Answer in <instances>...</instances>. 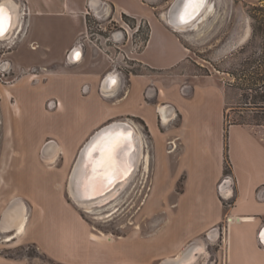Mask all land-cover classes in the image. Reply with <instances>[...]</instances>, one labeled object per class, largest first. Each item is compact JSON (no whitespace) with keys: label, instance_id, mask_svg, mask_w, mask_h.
<instances>
[{"label":"crops","instance_id":"1","mask_svg":"<svg viewBox=\"0 0 264 264\" xmlns=\"http://www.w3.org/2000/svg\"><path fill=\"white\" fill-rule=\"evenodd\" d=\"M12 1L20 15L15 33L7 38L15 41L14 45L8 46L7 52L8 69L14 73L9 82L13 104L21 110L22 99L27 101L28 94L46 88L48 91L41 97V104L46 105L47 100L56 97L60 110L65 112L68 129L62 127L57 134L46 131L38 141L41 144L49 138L56 141V164H42L35 160L34 150V161L21 166L22 174L20 168L14 167L17 175L13 178L16 176L18 179V174L24 175L22 179L30 185V190L36 188L28 198L41 201V207L29 210L25 231L10 240L9 246L34 244L53 261L47 264H160L162 259L176 256L186 244L214 227L227 214L232 221L228 220L218 228L217 239L203 242L207 256L202 264H264V242L259 234L264 219L257 223L258 215L237 207L244 190L242 182L233 173L236 163L233 156H229V132L236 130L240 136L248 137L256 156L263 160L264 143L248 125L235 123L228 126L226 156L231 178L226 181L229 184L234 182V196L232 202L225 206L217 188L225 161L222 132L224 95L221 88L197 80L188 85L190 91L187 94L166 92L156 84L160 80L147 73L130 72L127 85L118 94L103 96L100 93L102 79L115 62L101 48L86 43L87 10L104 15L114 11L115 15L126 14L148 21V37L140 51H136L135 59L151 70L169 69L186 58L187 48L174 33L176 30L163 18L146 13L142 0ZM92 6L98 8V12ZM77 40L83 43V54L77 62L69 64L66 56ZM237 43H233L228 51ZM115 66L123 72L122 68ZM150 83L152 93L148 92L150 96L146 101L143 92ZM161 95L180 114V122L173 128L170 125L173 118L164 121L157 110L156 98ZM199 98L219 105L218 125L212 134L204 135L203 131L195 130L199 126L196 121ZM77 104L83 107H77ZM125 116L140 117L148 128L149 136L158 137L165 132L179 139L181 144L175 168L170 155L168 160L161 161L160 151L154 145L152 185L156 182L167 185L162 194L169 199L174 197L175 209L167 211L162 225L148 234L135 230L121 235L102 233L81 216L74 203L65 200L64 193H47L40 188L50 183L55 184L57 190L66 186L76 156L89 136L103 124ZM160 126H166L168 131L163 132ZM139 138L142 140L141 136ZM167 169L168 175L164 171ZM180 180L182 186L176 192ZM263 183L256 181L251 184L252 188H248L247 193L254 195L255 189ZM193 186L196 187L195 193ZM237 217L241 220H235ZM235 222L238 223L236 226ZM106 235L111 239L108 240ZM211 245H216V251L209 256L208 246ZM0 264L28 263L0 254Z\"/></svg>","mask_w":264,"mask_h":264},{"label":"rangeland","instance_id":"2","mask_svg":"<svg viewBox=\"0 0 264 264\" xmlns=\"http://www.w3.org/2000/svg\"><path fill=\"white\" fill-rule=\"evenodd\" d=\"M142 1L145 4L146 13L153 17L163 18L164 13L168 11L169 5L174 0ZM210 13L209 16L206 15L207 18L204 17L206 20L199 27L174 31L187 48V56L183 61L169 69L151 70L135 59L136 51H140L144 46L149 33V23L144 19H132L119 13L115 15L114 11L104 15L89 10L85 13L88 26L85 39L88 45H95L111 55L115 64L122 68L126 83L127 76L131 72L133 74L147 73L160 80L156 84L161 91L166 92L181 93L183 86L192 84L197 80L210 83V85H218L222 90V96L224 95L222 100V132L226 153L227 129L230 124L237 123L250 126L264 143V0H214ZM251 14H256L261 20L259 22L252 21ZM136 28L137 31L135 32ZM117 30H122L125 37L115 42L109 36L111 32ZM239 40L242 43L238 44ZM233 43L238 45L228 51ZM14 44L15 41L11 38L0 40V222L8 205L15 199L21 201L27 209L24 230L13 238L25 231L29 210L41 207V201L28 198V194L36 188L30 190V185H27L22 179L24 175H21L23 172L21 166L33 163L34 150L37 155L35 160L42 164H56L58 162L56 159L58 147L50 156H40V149L44 142L41 144L38 141L43 136L42 133L46 131L57 134V131L61 132L62 127L68 129L65 112L60 110L61 105L58 109L47 110L46 105L41 104V97L46 92V88H40L28 94V102L21 100L22 114H20L19 106L13 104L14 101L9 93V82L14 73L8 69V63H2L8 62V46ZM120 44H124V46L121 47ZM149 87H152L151 83L144 88L143 92L146 101L149 99L146 96ZM52 99L58 102L56 97H52ZM164 99L165 96L161 95L159 99L156 98V103L158 109L159 106L165 108V116L163 117L161 112L157 110L162 116V120L168 121L173 118L170 122L172 126L170 127L173 128L179 124L180 114L174 110L170 102ZM47 102L48 100L45 103ZM59 103L61 102L59 101ZM198 105H196L197 115H195L199 126L195 130L203 131L204 135L212 134L218 125L219 105L215 101L210 102L205 98H201ZM76 106L83 107L80 104ZM117 120L128 121L136 127L137 131H140L141 141L144 144V146L142 145V153L147 155L148 168L144 169V158L140 159L130 181L115 198L104 205L93 206L90 210H85L77 205L75 208L80 211L84 219L102 233L121 235L135 230L141 234H148L162 225L167 211L175 209L174 197L169 199L162 194L167 185L158 182L152 185L154 145L160 151L161 161L168 160L170 155L171 163L175 168L178 154L181 151V144L179 139L166 135L164 132L168 131L166 126H160L163 134L152 137L148 135L145 127L132 116L117 118ZM229 140V156L232 155L236 163L233 173L242 182L244 190L242 200L239 201L237 207L258 215L257 223H259L260 220L264 219V212H262L264 211V200L258 198L257 190L261 187L264 188V183L258 185L254 195H249L247 191L248 188H252L251 184L254 185L256 181H264V160L256 156L255 148L249 138L240 136L236 130L229 132ZM224 165L229 172V162H225ZM16 166L17 170L19 168L21 170V174L17 176L19 180L15 179L16 176L13 178L14 175H17L14 174V167ZM164 171L167 175L169 174V169ZM229 176L230 174L223 173L217 184L218 195L225 206L232 202L234 196V182L229 184L226 181ZM177 185L176 192L182 186L181 180ZM40 188L47 193H64L65 200L73 203L68 196L67 184L59 187V190L52 183ZM195 188L193 186L194 193ZM194 193L192 194L194 195ZM228 212L229 209H227ZM228 220L227 214H225L214 227H223L224 224L228 223ZM234 224L236 226L238 223L235 222ZM207 232L200 234L195 239H200L202 242H213L217 239L218 232L216 236L210 237H207ZM12 233L13 230L6 234L4 240ZM256 237V241H258V233H256ZM2 238L3 234L0 232V253L25 261L28 264L48 263L46 257L34 244L28 243L11 247L9 242L3 241ZM214 251H216V245H211L209 256ZM205 256H207V251L202 246V252L195 254L194 261L190 264H202ZM47 258L49 257L47 256Z\"/></svg>","mask_w":264,"mask_h":264},{"label":"water","instance_id":"3","mask_svg":"<svg viewBox=\"0 0 264 264\" xmlns=\"http://www.w3.org/2000/svg\"><path fill=\"white\" fill-rule=\"evenodd\" d=\"M209 1L214 4V0H191V3H188L187 0H174L168 7V20L173 25H183L186 28L185 30L195 29L194 27H199L211 14L209 12L206 18L203 17V10L207 7ZM185 13L184 20H181L182 14ZM7 32L8 29L3 36ZM122 38L123 36L120 35L111 39L116 42ZM82 54L83 43L77 40L68 52L66 62L69 64L75 63L82 57ZM125 85V74L114 65L102 79L100 93L103 96H114ZM189 90V86L185 85L181 92L187 94ZM148 92L152 93V90H147V97L150 96ZM49 107L52 108L54 105ZM135 131H137L136 127L134 129L126 121L112 120L97 128L84 142L76 156L67 182V186H70L74 197L70 193H68V196L75 205L74 200L88 203L105 197L117 184L124 180L125 173L129 174L135 166L138 167L140 161L138 160L137 162V158L142 153V145H140V134L133 138ZM121 132H124L126 139H120L122 136ZM113 137L119 138L121 142L114 149L115 157H113V160H110L111 156L105 159L101 151L103 143L113 139ZM57 147L55 140H46L40 149V156H50L57 150ZM133 151L136 152V159L132 161V158L129 159V155ZM106 166L108 167L106 168ZM257 196L260 200H264V188L261 187L257 190ZM217 232L218 227H212L208 230L207 237L216 236ZM199 245L203 246L202 240L194 239L186 244L176 256L164 258L160 261V264H178Z\"/></svg>","mask_w":264,"mask_h":264},{"label":"bare ground","instance_id":"4","mask_svg":"<svg viewBox=\"0 0 264 264\" xmlns=\"http://www.w3.org/2000/svg\"><path fill=\"white\" fill-rule=\"evenodd\" d=\"M0 4H2L5 8L8 14L11 15V24L8 27V32L5 36H0V40L1 39H5L8 38L10 36H12L15 33V29L16 27H18L19 25V20H20V15H19V11H18V7L14 4V2L12 0H2L0 1ZM94 11H97V9H94V6H92ZM212 10V3L211 1H209L207 3V7H205V9L203 10V17H206V15ZM167 13L168 11H166L164 13L163 18L165 19V21L170 24L176 31H180L185 29V27L183 25H173L169 22L168 17H167ZM58 106V105H57ZM161 114L163 115V117L165 116V108L159 106L158 109ZM169 111V110H168ZM165 119V118H164ZM130 124V123H128ZM134 129L135 127L133 126V124H130ZM122 136L120 137V139L122 140V138L126 139V136L124 134V132H121ZM138 135L137 131H135L134 137ZM121 142L119 140V138H114L104 142L103 143V147L101 149L102 151V156H105V159L108 158L109 156H111L110 160H113V157H115L114 155V149L115 147L118 145V143ZM140 145H142V141L140 139ZM127 153V152H126ZM128 155V154H127ZM132 158V161L136 159V152L133 151L130 155H129V159ZM143 159V167L144 169L148 168L147 167V155L141 153V155L137 158V162L138 160L140 161V159ZM108 166H106L107 168ZM136 166L132 169V171L128 174L125 173V178L122 182H120L119 184H117V186L110 192L108 193L105 197L100 198L96 201L93 202H76V200H74V202L76 203L77 206L85 209V210H90L93 206H101L106 204L107 202L111 201L113 198H115L119 192L128 184V182L130 181V178L132 177V175L134 174V172L136 171ZM127 175V177H126ZM69 193L71 194L72 197V191L70 186L68 187ZM26 213H27V209L26 206L21 203V201L15 199L11 202L10 205H8L7 209L4 212V216L3 219L0 222V228L2 230V232H7L9 230H13V233L11 235H8L6 240H10L12 239L16 234L22 232L24 230L25 224H26ZM237 220H241L240 218H236ZM229 220L232 221V218L229 217ZM260 239L264 242V226L263 228L260 229ZM106 238L108 240L111 239V237H109L108 235H106ZM202 252V245H199L198 247H196L194 249V251L192 253H190L183 261L179 262L178 264H190L192 261H194V256L195 253H200Z\"/></svg>","mask_w":264,"mask_h":264},{"label":"flooded vegetation","instance_id":"5","mask_svg":"<svg viewBox=\"0 0 264 264\" xmlns=\"http://www.w3.org/2000/svg\"><path fill=\"white\" fill-rule=\"evenodd\" d=\"M126 15V14H125ZM127 17H130V16H128V15H126ZM132 19H134L133 17H131ZM248 28V27H247ZM249 29V28H248ZM124 30H126V28H124ZM137 31V28L135 29V32ZM120 35H122L123 37H125V34H124V32L122 31V33H121V30H117V31H113V32H111V34H110V36H109V38H117V37H119ZM78 39H81V38H78ZM240 42L242 43V41L240 40ZM6 63H8V62H3L2 64H6ZM1 64V65H2ZM115 65V64H114ZM35 76H37V75H35ZM54 105V107H52V108H50L49 106H53ZM58 103H57V101L56 100H49L47 103H46V109L47 110H55L56 108H58ZM136 120H137V117H134ZM138 118H140V117H138ZM114 120H117V119H114ZM138 121V120H137ZM110 122V121H109ZM140 122V121H139ZM141 123V122H140ZM142 124V123H141ZM143 125V124H142ZM144 126V125H143ZM139 132V134H140V136L142 137V135H141V133H140V131H138ZM227 178V177H226ZM229 178H231V176H229ZM0 232L3 234V238H2V240L3 241H5V242H10V240L9 241H7V240H4L6 237V234H8V233H11L12 232V230H10V231H8V232H2L1 231V229H0ZM21 246V245H20ZM208 249L210 250V246H208ZM0 254H2V253H0ZM197 254V253H196ZM4 255V254H3ZM6 256V255H5ZM6 257H10V256H6ZM10 258H12V257H10Z\"/></svg>","mask_w":264,"mask_h":264},{"label":"snow or ice","instance_id":"6","mask_svg":"<svg viewBox=\"0 0 264 264\" xmlns=\"http://www.w3.org/2000/svg\"><path fill=\"white\" fill-rule=\"evenodd\" d=\"M188 3H191V0H187ZM187 7V4H186ZM185 14H182L181 20H184ZM11 24V16L7 13L6 8L3 5H0V36H2L8 29Z\"/></svg>","mask_w":264,"mask_h":264},{"label":"trees","instance_id":"7","mask_svg":"<svg viewBox=\"0 0 264 264\" xmlns=\"http://www.w3.org/2000/svg\"><path fill=\"white\" fill-rule=\"evenodd\" d=\"M124 15H125V14H124ZM125 16H126V15H125ZM251 17H252V21H255V22H259V20H261V18H260L259 16H257L256 14H251ZM137 120L140 121V122L144 125L146 131H148V128H147L145 122H144L141 118H138V117H137ZM225 162H228V160H227V156H226V153H225V161H224V163H225ZM223 173H224V174H230V170H229V172H228V170L226 169V165H224V171H223ZM42 254H43V253H42ZM43 255H44V256L46 257V259L48 260V263H53V261H52L51 259L47 258V256H46L45 254H43Z\"/></svg>","mask_w":264,"mask_h":264},{"label":"built area","instance_id":"8","mask_svg":"<svg viewBox=\"0 0 264 264\" xmlns=\"http://www.w3.org/2000/svg\"><path fill=\"white\" fill-rule=\"evenodd\" d=\"M89 10H87V12H88ZM117 68V67H116Z\"/></svg>","mask_w":264,"mask_h":264}]
</instances>
